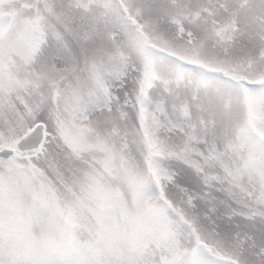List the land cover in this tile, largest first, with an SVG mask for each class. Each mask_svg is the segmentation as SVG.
<instances>
[{"label":"snow or ice","instance_id":"1","mask_svg":"<svg viewBox=\"0 0 264 264\" xmlns=\"http://www.w3.org/2000/svg\"><path fill=\"white\" fill-rule=\"evenodd\" d=\"M0 264H264V0H0Z\"/></svg>","mask_w":264,"mask_h":264}]
</instances>
